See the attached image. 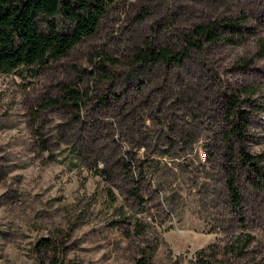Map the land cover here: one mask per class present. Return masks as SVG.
I'll return each mask as SVG.
<instances>
[{"label": "rangeland", "instance_id": "rangeland-1", "mask_svg": "<svg viewBox=\"0 0 264 264\" xmlns=\"http://www.w3.org/2000/svg\"><path fill=\"white\" fill-rule=\"evenodd\" d=\"M258 40L264 0H118L56 62L0 72V264H264ZM147 45L180 61L134 64ZM229 98L253 172L224 140Z\"/></svg>", "mask_w": 264, "mask_h": 264}, {"label": "trees", "instance_id": "trees-1", "mask_svg": "<svg viewBox=\"0 0 264 264\" xmlns=\"http://www.w3.org/2000/svg\"><path fill=\"white\" fill-rule=\"evenodd\" d=\"M118 0H0V72L8 73L18 68L42 69L56 62L83 38L92 36L103 16ZM236 21L224 20L221 30L238 33ZM217 24L194 27L185 36V50L195 45L196 38L213 42L218 36ZM226 39V38H225ZM229 40V39H226ZM258 55L264 58V40L257 41ZM196 47V46H195ZM196 48H199L198 46ZM133 62L137 65L154 62L178 63L180 59L165 49L145 46L133 53ZM65 95V96H64ZM60 99L63 104L76 105L78 93L67 90ZM226 104L227 129L223 134L225 141L237 146L240 164L252 172L255 166L245 154L244 143L247 139V117L238 107V100L229 98ZM234 197L233 185L227 183ZM51 248L46 239L38 240L33 246L34 252ZM147 256L136 259L134 264H147ZM49 264H56L51 261Z\"/></svg>", "mask_w": 264, "mask_h": 264}]
</instances>
